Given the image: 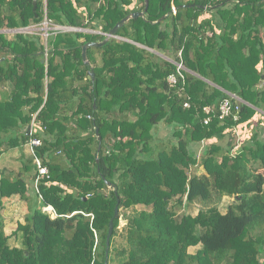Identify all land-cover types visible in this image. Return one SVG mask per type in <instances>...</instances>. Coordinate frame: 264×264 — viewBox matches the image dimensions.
<instances>
[{"label":"trees","instance_id":"1","mask_svg":"<svg viewBox=\"0 0 264 264\" xmlns=\"http://www.w3.org/2000/svg\"><path fill=\"white\" fill-rule=\"evenodd\" d=\"M143 9L0 0V156L21 157L18 173L0 170V264H104L111 220L108 264H264V140L249 130L264 123V0H148L83 62V45ZM45 21L94 33L15 32ZM33 138L49 172L38 193ZM13 197L29 213L7 235ZM193 205L194 216L177 212Z\"/></svg>","mask_w":264,"mask_h":264},{"label":"rangeland","instance_id":"2","mask_svg":"<svg viewBox=\"0 0 264 264\" xmlns=\"http://www.w3.org/2000/svg\"><path fill=\"white\" fill-rule=\"evenodd\" d=\"M89 32V33H94L90 30H76V29H72V28H68V27H59V26H55V25H52L50 24L49 22L45 21L43 23H41V25L39 26H33V27H30V28H27V29H24V30H20V32H24L26 34H32V33H41V36L44 38V39H47L48 36H49V33L50 32H53V33H56V32ZM11 33H14V32H11ZM95 33H98V32H95ZM104 36V35H103ZM117 40H121V38H118L116 37ZM260 111V112H259ZM259 112V115L258 116H262L261 113H263L261 110H258ZM262 120V118H260V120H256V118L254 117L252 119L253 121V125L255 126L258 122L259 124L255 126V129L258 131L259 135H260V138L262 140H264V128H262L264 126V123L262 122L260 128H258L260 126V121ZM263 121V120H262ZM257 122V123H256ZM250 130V129H249ZM250 135V132H248ZM160 137H165L166 135H168V131L167 130H161L160 133H158ZM247 135V136H248ZM201 151H202V147L199 148V150L197 151V156L196 158H198L201 154ZM234 153V150L232 151ZM232 202L231 199H228V198H224L220 201H217V200H214V204L216 206H218L219 210L221 212H224L226 207ZM6 205L9 204V202H6L5 203ZM199 206L198 205H193V206H190V207H183L181 210L177 211V212H181L183 211L184 213H187V214H190V215H196L198 210H199ZM19 208H17L15 210L14 206L11 204V205H8L7 206V209H2V214H4L6 216V218L9 220L11 219L13 222H10L9 225H7L6 227V224H5V227H4V230L6 229V231L9 229H12V227L14 226L15 222H17V220H15L17 217H19L21 215V211L18 210ZM7 220V221H8ZM18 225V224H17ZM124 225V222L121 221L120 222V227H122ZM15 229V227H14ZM8 234L10 232H7ZM15 241L12 239L11 240V244H14ZM194 252V249L191 250V252ZM192 252V253H193Z\"/></svg>","mask_w":264,"mask_h":264},{"label":"crops","instance_id":"3","mask_svg":"<svg viewBox=\"0 0 264 264\" xmlns=\"http://www.w3.org/2000/svg\"><path fill=\"white\" fill-rule=\"evenodd\" d=\"M261 114H263V113H261ZM258 118L259 117H256V120L259 121L260 119H258ZM255 126L252 124V128L250 129V131L254 130ZM260 127H262L261 124H260V126L258 128H260ZM262 128H264V126ZM250 134H251V132H250ZM246 135L247 134H245V131H244V133L240 134L239 138L240 139L241 138L242 139H247L249 137V135L248 136H246ZM24 153L27 155L26 150L24 151ZM20 168H21V157H20V154L17 152V150L11 151L8 154L0 156V170L6 171L8 169V171H14V173H18ZM30 193L31 192H29L28 195H30ZM6 202H9L8 205L12 204L14 206L15 210L17 208H19L18 210L21 211V215L15 219V220H17V222H15L14 226L12 227V229L8 228L7 231L5 229V233L7 235H11L13 233V231L17 228V224L24 223L25 217L29 213V209H28V205L25 202L20 201L18 199V197H13V198H10V199L2 200V209H7L8 205L5 204ZM1 215H2V218L4 219V227H5V224H6V227H7V225H9L10 222L14 223V221H12L11 219L8 220L6 218V216L4 214H2V212H1ZM14 227H15V229H14ZM7 232H10V233L8 234ZM192 249H194V252L192 251L193 253L191 252ZM198 249H200V246L191 247V248L188 249V253L194 254Z\"/></svg>","mask_w":264,"mask_h":264},{"label":"water","instance_id":"4","mask_svg":"<svg viewBox=\"0 0 264 264\" xmlns=\"http://www.w3.org/2000/svg\"><path fill=\"white\" fill-rule=\"evenodd\" d=\"M148 9V0H144V9L141 12H134L130 15H128L127 17H125L122 21H120L108 34H104V40L101 42H90V43H86L85 45L82 46L81 49V56H82V60L84 63H87V51L90 48H101L103 47L105 44H107L111 39H116V34L118 32V30L120 28H122L124 26L125 23H127L129 20L131 19H137V18H144V15L146 13ZM35 10V3H34V7H33V11ZM15 32H20V30H17ZM92 79H94V74L91 73L90 74ZM264 83V76H261L260 81L257 84V87H261ZM31 134V127L27 128V136H29ZM95 136L99 142V147L98 149H100V138L98 136V131L96 130ZM106 185L109 188H112L111 184L106 182ZM118 215V209L117 207L114 210V217H117ZM113 233V221L111 220L109 223V227H108V233L106 236V249H105V261L104 264H108V250H109V244H110V238L112 236Z\"/></svg>","mask_w":264,"mask_h":264},{"label":"built area","instance_id":"5","mask_svg":"<svg viewBox=\"0 0 264 264\" xmlns=\"http://www.w3.org/2000/svg\"><path fill=\"white\" fill-rule=\"evenodd\" d=\"M172 11H173V13H174V12H175V9L173 8ZM102 35H104V34H102ZM181 70H183L182 65H181V64H177L178 75L182 78L183 76H182V74L180 73ZM168 83H169L170 85H174V84L176 83V78H175L174 76H169V77H168ZM184 107H188V104H185ZM231 108H232V107H231L230 103H229L227 100H225V101H224L223 103H221V105L219 106V109H218V110H219V117H220L221 119L226 118V117L229 115V113H230V111H231ZM211 110H212V109H211L210 107H205V108H204V111H205L207 114H209L210 112H212ZM235 110H238V104L236 105V109H235ZM207 121H208V120H205V123H206ZM40 144H41V142H40L38 139L33 138V139H31V140L29 141V143H28V145H27V147H28V152L30 153V155L33 156V159H34V166H35V168H36V173H37V175H36V179H35V181H34L33 186H34V189L36 190L37 193H38L37 185H38L39 180H40V179H44V178H46V179L49 178V172H48L47 167L44 165L43 160H41V158H39V157L35 154V149H36L37 147H39ZM43 211H44V212H47V213H54L52 207H46V208L43 209Z\"/></svg>","mask_w":264,"mask_h":264}]
</instances>
